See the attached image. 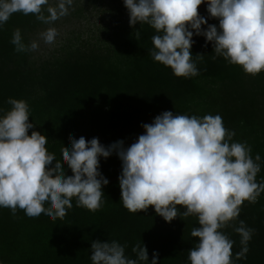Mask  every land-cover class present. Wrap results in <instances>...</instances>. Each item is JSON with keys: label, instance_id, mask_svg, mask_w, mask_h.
Listing matches in <instances>:
<instances>
[{"label": "trees", "instance_id": "1", "mask_svg": "<svg viewBox=\"0 0 264 264\" xmlns=\"http://www.w3.org/2000/svg\"><path fill=\"white\" fill-rule=\"evenodd\" d=\"M197 12L206 19L202 29L218 23L208 18L204 3ZM60 23L68 29L44 54L16 52L10 43L16 28L27 43L47 27L32 14L14 13L0 27V108L10 107L5 103L9 97L26 101L34 125L28 134L44 135L57 161L69 137H95L104 146L120 140L127 147L143 133L141 125L163 111L219 114L224 127L234 131L233 141L245 142L252 156L260 154L255 179L264 181V71L250 75L221 57L212 59L211 42L194 35L193 59L204 55L196 61L198 75L176 77L147 54L154 30L139 22L130 26L122 0H73L68 15L52 26ZM120 170L115 152L99 158L108 184L102 187L104 204L95 212L76 207L74 199L63 219L54 221L27 217L20 209L13 216L0 208V264H91L90 243L113 239L126 244L125 255L133 259L131 248L140 241L149 261L155 251L158 264H189L187 250L197 239L190 236L198 226L195 216L165 222L151 205L128 212L119 202ZM64 171L71 175L66 165ZM237 219L254 234L246 259L234 264H264V191L255 203H242ZM222 231L233 241L234 258L240 237L232 227Z\"/></svg>", "mask_w": 264, "mask_h": 264}, {"label": "clouds", "instance_id": "2", "mask_svg": "<svg viewBox=\"0 0 264 264\" xmlns=\"http://www.w3.org/2000/svg\"><path fill=\"white\" fill-rule=\"evenodd\" d=\"M129 25L147 24L154 30L147 54L154 62L171 69L176 77L198 75L190 49L192 37L211 42L212 59L217 56L250 75L264 71V0H122ZM204 3L209 19L198 15ZM73 0H0V27L14 13L32 14L47 27L38 36L52 43L57 35L53 23L68 15ZM137 38L139 31H136ZM10 43L16 52H31L36 40L27 43L19 28ZM9 108H0V208L15 216L17 209L27 217L41 215L63 219L67 210L82 207L95 212L104 204L102 187L108 180L99 171V158L115 152L120 161L117 177L120 204L130 213L152 206L165 222L195 216L198 226L190 236L197 238L187 250L189 264H234L246 259L254 229L238 220L244 201L255 203L264 191L257 182L261 156L251 155L245 142L232 138L219 114L203 117L163 111L127 147L117 140L104 146L97 138L69 137L61 148L60 161L45 145L48 139L31 131L29 107L23 99L7 98ZM53 161L56 163L53 165ZM71 171L65 175L64 166ZM47 205V207H45ZM179 206V208H178ZM235 222V226H233ZM232 227L240 237V250L233 254V241L222 230ZM126 244L116 240L90 243L91 264H158V253L148 260L147 250L137 242L131 248L135 259L125 255Z\"/></svg>", "mask_w": 264, "mask_h": 264}, {"label": "rangeland", "instance_id": "3", "mask_svg": "<svg viewBox=\"0 0 264 264\" xmlns=\"http://www.w3.org/2000/svg\"><path fill=\"white\" fill-rule=\"evenodd\" d=\"M55 28L57 30V35L52 43H47V44L44 43L41 39H39V36L37 35L35 40L38 43V47L35 51H33L34 53H38V54L46 53L48 50H50L55 45V43H57V41L62 39V37L64 36L66 32V29H68V27H65L61 23L58 24V26H55Z\"/></svg>", "mask_w": 264, "mask_h": 264}]
</instances>
